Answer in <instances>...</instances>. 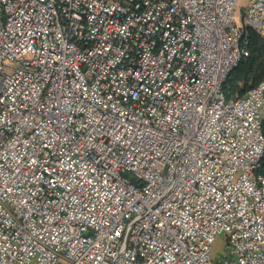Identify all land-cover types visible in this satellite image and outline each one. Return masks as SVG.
Wrapping results in <instances>:
<instances>
[{
  "label": "built area",
  "instance_id": "1",
  "mask_svg": "<svg viewBox=\"0 0 264 264\" xmlns=\"http://www.w3.org/2000/svg\"><path fill=\"white\" fill-rule=\"evenodd\" d=\"M236 2L0 0V264H264V77L223 93L264 0ZM39 134L63 154L29 163Z\"/></svg>",
  "mask_w": 264,
  "mask_h": 264
},
{
  "label": "trees",
  "instance_id": "2",
  "mask_svg": "<svg viewBox=\"0 0 264 264\" xmlns=\"http://www.w3.org/2000/svg\"><path fill=\"white\" fill-rule=\"evenodd\" d=\"M246 33L248 54L229 73L223 87L225 98L245 94L264 77V39L251 28H247Z\"/></svg>",
  "mask_w": 264,
  "mask_h": 264
},
{
  "label": "snow or ice",
  "instance_id": "3",
  "mask_svg": "<svg viewBox=\"0 0 264 264\" xmlns=\"http://www.w3.org/2000/svg\"><path fill=\"white\" fill-rule=\"evenodd\" d=\"M57 112L58 113H62L63 112V109L62 108H58L57 109ZM50 119H55L56 121L59 122L57 124V128H60L61 125L63 126L60 136L54 137V139H61L62 138L65 141L71 142L72 141L71 135L70 134L67 135V136L64 135L65 132H68L67 119L61 121L60 115H56L54 117H50ZM105 122H107V121H105ZM35 132L36 133H40L41 132L40 127H39V123L36 126ZM47 132H48V136H51L52 135V131L51 130H47ZM101 134L102 135H105V137L107 138V135H108L107 133H101ZM48 136H45L43 134H39L38 136H35L33 138V140H32L31 143H32V145H34V151L32 152L31 156L28 157V162L29 163H33V164L37 163V160L35 159L36 150H42L43 148H46L49 145H53V141L48 140ZM89 138H91V137H89ZM116 141L117 142H120L121 141V137L119 135H116ZM56 147H60L61 154H63V147H61L60 145H53V150L54 151H55V148ZM80 147H84V145L81 144ZM104 150L105 151L108 150V146L107 145L104 146ZM85 167H87V165H85ZM49 169L50 170L52 169V165H49ZM18 171H19V169H18ZM92 171H94V169ZM69 187L71 188L72 187V184H69ZM32 195H37V194L36 193H32Z\"/></svg>",
  "mask_w": 264,
  "mask_h": 264
},
{
  "label": "rangeland",
  "instance_id": "4",
  "mask_svg": "<svg viewBox=\"0 0 264 264\" xmlns=\"http://www.w3.org/2000/svg\"><path fill=\"white\" fill-rule=\"evenodd\" d=\"M248 3L249 0H237L236 5L234 7V13L238 16L239 20H241V17L245 12ZM262 38L264 39V37ZM261 119L264 120V111L261 112ZM224 250L225 247L223 248V242L221 241V238L218 237L212 246V255H214L215 257H219L222 255V252Z\"/></svg>",
  "mask_w": 264,
  "mask_h": 264
}]
</instances>
